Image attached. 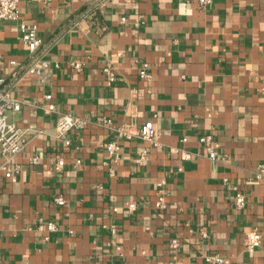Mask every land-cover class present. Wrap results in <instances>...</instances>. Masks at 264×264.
Here are the masks:
<instances>
[{"label": "crops", "instance_id": "1", "mask_svg": "<svg viewBox=\"0 0 264 264\" xmlns=\"http://www.w3.org/2000/svg\"><path fill=\"white\" fill-rule=\"evenodd\" d=\"M94 3L20 0V19L36 25L42 41L34 55L17 23L0 20L1 91L21 102L8 120L42 131L28 137L20 174L0 182V259L206 264L204 256L218 254L223 264H264V176L254 181L264 164V0H212L202 10L191 0ZM38 58L52 67L43 86L26 73ZM74 60L82 71L69 67ZM139 62L148 64L147 79L138 77ZM105 66L114 68V82ZM61 114L87 121L68 132V147L55 138ZM147 120L160 146L118 139L110 161L104 144L116 139L114 128ZM205 134L222 160L205 155L197 142ZM142 149L146 160L137 164ZM56 155L64 159L61 172L53 170ZM34 156L39 163L29 166ZM235 192L244 194L242 209ZM159 193L163 210L154 207ZM57 195L62 206L54 204ZM49 221L57 231L44 241L36 225ZM252 229L261 243L249 253L244 243ZM172 238L176 251L168 247Z\"/></svg>", "mask_w": 264, "mask_h": 264}, {"label": "built area", "instance_id": "2", "mask_svg": "<svg viewBox=\"0 0 264 264\" xmlns=\"http://www.w3.org/2000/svg\"><path fill=\"white\" fill-rule=\"evenodd\" d=\"M43 3H48L51 0H41ZM63 1V0H61ZM86 2H94L97 0H84ZM196 2L199 9H204L209 6L212 0H191ZM20 0H0V20L10 21L17 23L18 30L20 32V40L27 47L30 54L34 55L41 48L42 41L38 36L37 26L34 24H27L19 17V5ZM124 19L122 18L121 21ZM118 56L121 54H117ZM1 59V56H0ZM10 65H16L15 61H10ZM84 64L80 61L74 60L70 62L69 67L77 72L82 71ZM54 67H58L56 64ZM50 63L42 58H38L32 63L26 70V73L34 75L36 81L40 86H43L50 74ZM102 73L105 75L109 82L116 80V72L112 66H105L102 69ZM137 74L141 79H147L149 77L148 64L146 62H139L137 64ZM4 85V78L0 75V182L2 180L16 177L22 170V163L18 161L19 155L25 149L28 143L29 136H38L42 134L41 130L19 127L15 123L8 120L9 113H15L20 110L21 102L6 93L1 91V87ZM45 100L51 99L50 94L44 96ZM87 121L84 118L73 116L71 114H61L58 116L55 122V138L62 142L64 146L70 145V140L67 138V134L71 130H81L86 126ZM103 123L107 126L110 125L109 119H104ZM116 139L110 140L104 144V149L109 160H113L120 147L118 139L133 140L138 139L148 143L153 147H159L160 144L157 141V131L151 120L145 121L139 127L124 126L114 128ZM183 143L186 139L181 140ZM197 142L201 145L205 155L211 161L217 162L222 160L213 142L211 135L205 134L197 138ZM169 153L178 155L183 160L191 158V153L182 148H169ZM147 151L142 149L138 156L135 158L137 164H141L146 160ZM39 163V158L34 156L28 159L29 166H35ZM80 164V160H75L74 166ZM64 168V159L61 155H56L53 163V170L55 172H61ZM264 176V164H259L255 170V182L260 180ZM158 184L157 187H160ZM161 192V191H160ZM54 204L62 206L64 204V198L61 195H57L54 199ZM245 203L244 194L241 192H235L234 204L237 209H242ZM156 210H163L165 203L163 202L162 194L159 193L157 200L154 204ZM129 210L134 209V205L128 206ZM106 228V227H104ZM36 229L40 232H46L43 240H49V234L57 231V226L53 222H46L44 224L38 223ZM111 234H115L113 227L109 228ZM205 237V234L202 233ZM261 235L256 229H252L246 233L244 249L252 253L260 246ZM179 246V240L172 238L169 242V249L176 251ZM206 264H223L224 259L218 254H209L203 257ZM0 264H5L0 259Z\"/></svg>", "mask_w": 264, "mask_h": 264}, {"label": "water", "instance_id": "3", "mask_svg": "<svg viewBox=\"0 0 264 264\" xmlns=\"http://www.w3.org/2000/svg\"><path fill=\"white\" fill-rule=\"evenodd\" d=\"M101 1H103V0H97V1H95V3L93 5L97 6Z\"/></svg>", "mask_w": 264, "mask_h": 264}]
</instances>
